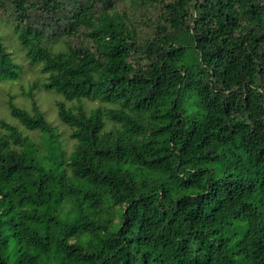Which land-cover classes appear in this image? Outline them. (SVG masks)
Wrapping results in <instances>:
<instances>
[{
    "label": "trees",
    "instance_id": "16d2710c",
    "mask_svg": "<svg viewBox=\"0 0 264 264\" xmlns=\"http://www.w3.org/2000/svg\"><path fill=\"white\" fill-rule=\"evenodd\" d=\"M6 1L0 264H264V0Z\"/></svg>",
    "mask_w": 264,
    "mask_h": 264
},
{
    "label": "rangeland",
    "instance_id": "374dc122",
    "mask_svg": "<svg viewBox=\"0 0 264 264\" xmlns=\"http://www.w3.org/2000/svg\"><path fill=\"white\" fill-rule=\"evenodd\" d=\"M3 3V10L0 12V32L3 34H8V31L10 30V21L12 20V7L9 5V3L6 0H1ZM119 8L122 12H125L129 16H131V19L134 20L132 15L137 19L140 20L139 22H135L138 25V28L141 30H146V22H144V8L135 10V12L132 14V11L130 10L129 1L124 0L119 2ZM153 14V10H151ZM149 16V14H147ZM8 46L10 48V52L13 53L14 58L17 60V63L21 64L23 66V73L20 75V80L17 82L9 83H0V113H4L6 111L5 108V102L7 100V95H10L13 97L14 103L18 106L29 108L30 103L28 100L22 96V91L27 90L31 84L35 82H42L44 77L39 72V67H30L27 65L26 59L23 57L22 53L18 51V48L14 46V43L11 38L7 39ZM38 95V94H37ZM34 97L37 101L38 106L42 111H44L47 114V118L50 121H53L55 125H58V122L56 120L55 116V108H54V102L56 100H59V97L50 95L47 93L40 92L38 96H36V93H34ZM86 107H94L97 106V103H85ZM6 120H8V117L4 116ZM59 126V125H58ZM61 130V127L58 128ZM67 148V147H66ZM70 148V147H69ZM68 149V148H67Z\"/></svg>",
    "mask_w": 264,
    "mask_h": 264
}]
</instances>
